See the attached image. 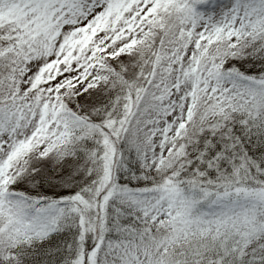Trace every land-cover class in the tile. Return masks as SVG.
I'll return each mask as SVG.
<instances>
[{
  "label": "snow or ice",
  "instance_id": "6c2138e0",
  "mask_svg": "<svg viewBox=\"0 0 264 264\" xmlns=\"http://www.w3.org/2000/svg\"><path fill=\"white\" fill-rule=\"evenodd\" d=\"M0 264H264V0H0Z\"/></svg>",
  "mask_w": 264,
  "mask_h": 264
}]
</instances>
